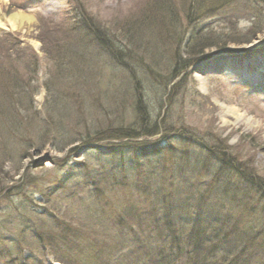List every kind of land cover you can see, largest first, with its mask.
<instances>
[{"label":"rangeland","instance_id":"374dc122","mask_svg":"<svg viewBox=\"0 0 264 264\" xmlns=\"http://www.w3.org/2000/svg\"><path fill=\"white\" fill-rule=\"evenodd\" d=\"M253 1L259 10L264 8L262 0ZM242 6V0H0V19L7 21L20 13L32 20L17 29L7 24L0 28V90L7 84L8 73L30 82L37 95L33 98L28 93V105L47 123L56 98L58 106L71 105V110L69 106L61 109L65 122H76L66 131V139L83 134L80 123L97 125L106 109L133 126L140 96L148 106V124H159L158 135L124 142H96L97 138L87 147H165L161 156L139 161L132 150H124L108 160L104 171L94 161L92 170L101 169L95 187L80 167L86 161L83 154L89 153L86 145L78 144L82 150L71 155L70 148L56 153L46 143L41 152L30 150L23 160L4 159L0 193L2 188L19 190L10 197L0 196V251L13 252V243L23 242L26 254L36 252V259L28 264H56L53 252L89 264H139L148 263L160 249L171 252L175 236L201 234V256L219 249L217 258L223 262L225 250L215 245L217 241L228 237L226 242L236 241L234 247L225 246L232 250V258L242 251L236 246L243 243L238 235L256 234L254 247L263 244L264 31L250 45L240 44L243 38L236 35L251 26ZM235 8L239 18L231 26L226 17ZM76 17L85 21L86 28L101 29L124 47L135 44L138 49H133V55L146 60L136 59L126 69L117 66L111 55H102L94 36L89 45L82 42L67 48L61 33L57 47L63 46L61 53L68 49L67 57L74 58V65L68 60V70L59 67L41 41H46L44 28H67ZM202 29L207 32L198 36ZM210 30L221 43L219 48L205 50L201 58L208 60L197 64L200 56L194 45ZM55 47L52 44V56L58 54ZM175 59L180 60V68L189 59L194 65L172 72ZM23 89L18 87L19 92ZM83 116L89 121L81 120ZM45 127H36L37 136ZM51 132L45 138L53 137L55 131ZM106 134L103 139L110 137ZM225 143L230 149L227 164L219 152ZM63 160L67 169L60 171L57 162ZM246 167L249 179L234 173L236 169L245 172ZM221 168H225L222 173ZM29 171L32 185L24 180ZM251 171L257 176L252 177ZM68 176L64 187L49 195ZM42 207L54 210L58 217L42 221ZM131 209L133 214L126 212ZM38 234L42 242L36 239ZM194 244L192 248L199 247Z\"/></svg>","mask_w":264,"mask_h":264},{"label":"trees","instance_id":"16d2710c","mask_svg":"<svg viewBox=\"0 0 264 264\" xmlns=\"http://www.w3.org/2000/svg\"><path fill=\"white\" fill-rule=\"evenodd\" d=\"M220 1V0H218ZM244 2V6H242L243 10L242 13L247 16V19L250 21L251 26L249 28H246L245 30H242L243 34H237V38H243L242 41H240V44H246L250 45L256 37L264 31V8L259 10L256 5L254 4L253 0H242ZM224 4H221L220 6H223ZM262 6H264V0H262ZM210 8L213 9L210 5ZM213 10H220V7H217ZM236 10L238 9H232L231 13L232 15L230 17H226L227 22L232 26V22L238 20L239 17H236ZM67 27V26H66ZM49 27L44 28V32L46 35V41L41 39L42 42L47 46L46 52H48L50 55V59L53 61H56V63H59V67L62 65L63 69H67L65 67L67 64L68 66V60L72 62V65H74L73 61L74 58L67 57V48H74L78 46H82V42H85L86 45H89L88 42H90L91 39H89L91 36H94V40L97 43V45L100 47L102 51V55L106 56L107 54L111 55L114 63L117 64V66H123L126 69H129V66L131 63L136 62V59H142V62L146 59L143 56L133 55L135 54L136 45H133V42L131 44L133 45V48H127L122 45V42L113 41L104 33L101 29H94L92 28H86L85 21L80 18L76 17L74 24L67 27H57L55 30H50ZM97 30V31H95ZM236 30V29H235ZM207 31L202 29V32H200V35L206 33ZM63 36V43L62 45H65L67 48L65 49L64 53H61L62 47H57L58 43H61L58 36L61 34ZM77 34L79 36H77ZM233 38H235L233 36ZM49 39V41H48ZM93 40V41H94ZM235 41V40H233ZM206 43V44H205ZM221 41L218 39V35L214 33L212 30H210V34L207 36H204L202 39L199 40L198 43L194 45V49H197L196 56H200L198 59H196L197 63L201 61L203 58H201V55L205 52V50H209L212 48H219V44ZM52 44H55V49L58 51L57 56H52L53 50H51ZM69 45V46H68ZM203 45V46H202ZM226 45V44H225ZM18 46L12 45V48H17ZM199 48V49H198ZM112 49V51H110ZM144 48L142 47V50ZM193 49V50H194ZM224 52V51H221ZM16 56L19 58V51L14 52ZM143 54H146L145 52H142ZM63 54V56H62ZM142 54V55H143ZM136 56V57H135ZM195 56V57H196ZM67 58V60H66ZM150 58V56H149ZM150 62L152 60L148 59ZM76 62V61H75ZM180 63V60L175 59V66L172 69V72H178L181 73L182 71H185L189 69V67H192L194 65L191 64V59L186 61L184 63V66L180 68L181 66H178ZM153 66V65H152ZM131 70V69H130ZM8 81L7 84L1 88L0 90V164L3 162L4 159H20L23 160L25 155L28 156V152L30 150H36L38 153L41 152L44 149V146H46V143L50 144L52 151L56 153H64L69 148L74 147L73 149H70L71 155L81 151V147L78 144L86 145L85 150L88 151V155L85 153L86 161L80 166L83 170V177H87L90 181V185L95 187L96 186V180L97 175L101 169L106 170V167H108V160L111 162L114 158L117 157V155H121V152L124 150H132L134 157L137 161H139L141 158L150 159V157L153 156H161L164 152L165 147L162 146H156V147H150L149 144H142L134 147L133 145H122V146H107L106 148L103 146L100 147H87V144L92 139H97V141H104V140H112V141H126L131 139L130 141H137L138 138H147L152 137L154 135H158L160 133V127L159 124L154 122V124H148V106L141 101L142 99L137 96L138 99L135 103V110L136 113V120L134 121V125L130 126V124H127L125 120L116 119L118 117H115V114L113 112H109L106 109V112H103L101 114L102 120L95 125L93 122L91 123L86 117L83 116L81 120L89 121L85 124L80 123L78 126H82L84 129L83 134L78 132L76 139H66V131L70 127L72 130L73 124L76 123L74 120L67 123L64 121V115L61 114V109L65 110L67 106H69V109H72L71 105H61L58 106V98H56V102L54 106H52L51 113H47L48 123L47 120H42L39 116V112L35 110L34 107H30L28 105V93L32 95L34 98L37 95L36 89H33V86L30 82H21L17 76H11L10 73L7 74ZM171 81V80H170ZM169 82L168 85L169 86ZM21 86V89H23L25 86L26 88L21 90V92L18 91V87ZM30 90V91H29ZM135 98V99H136ZM60 105V104H59ZM64 106V107H63ZM110 108V107H109ZM113 109V108H111ZM83 108H81L82 113ZM54 111L55 116H53L52 112ZM50 112V111H49ZM114 112H116L114 110ZM56 113H58V116H56ZM119 114V113H118ZM117 115V114H116ZM118 116V115H117ZM120 118V116H119ZM80 120V121H81ZM78 122V121H77ZM127 124H125V123ZM106 127H101V124H106ZM46 125V127L41 131L40 136L38 135V129L37 126ZM99 128V129H98ZM55 131V134H53V137L45 138L47 132ZM52 133V132H51ZM106 133L110 134V137H107V139H103ZM51 136V135H50ZM102 136V137H101ZM134 138V139H133ZM141 143V142H140ZM127 144V143H126ZM78 145V146H76ZM221 145V144H220ZM217 144L215 147H218ZM225 147L221 145L219 152L222 154L220 157V160L225 162V158L230 155V149L224 144ZM170 151H173L172 147H168ZM212 152L215 149H211ZM95 152V153H92ZM124 157H122V160ZM96 161V163H99L102 168L98 171L92 170V164ZM125 161V160H124ZM58 166L60 167V171H65L67 169V161H58ZM125 162H123V165ZM227 164V163H226ZM37 170V169H36ZM245 172H243V169L239 170H233L234 173L242 174L244 173L245 177L249 179V170L246 167ZM59 171V172H60ZM225 171V168H221L220 173ZM252 172V171H251ZM252 177L257 176L255 173H251ZM24 180L28 181V185H32L33 182L30 180V171L24 175ZM79 176V175H78ZM104 176V174H103ZM70 176L65 177L64 180L60 183L59 186L56 187L55 190H52L49 192V195H55V191L57 189L63 188L64 185L70 180ZM88 181V182H89ZM78 182V181H76ZM86 184V183H85ZM78 188H83V185H80ZM5 188L1 189L0 196H12L15 191H18L19 189L15 188H7L6 191H4ZM52 193V194H51ZM264 197V194L262 195ZM47 200L50 201V196H46ZM166 201V200H165ZM167 202V201H166ZM41 214H43V219H54L58 217L57 215H54V210L49 211V209H46L45 207H42ZM126 212L133 214L134 211L126 210ZM51 214V215H47ZM195 216V213L194 215ZM191 216V217H193ZM79 217V216H77ZM57 220V219H56ZM120 222H125V218L120 219ZM169 227L171 228V225L169 224ZM173 229V228H172ZM171 229V230H172ZM26 230V229H25ZM264 231V229L262 230ZM77 232V231H74ZM25 234V232H24ZM23 237V234H21ZM121 234L117 235L120 236ZM39 237H36V239H39L41 242L43 241V236L39 235ZM256 234H249L247 232L244 233L243 236H237V240L239 242H243L241 244H237L236 246L240 247L242 251L238 253V256L231 257V251L230 249H227L228 247H225L228 245L229 247L235 245V243L226 242L228 239L225 238V240L217 241L215 244L216 246H220L225 250V260L223 262H219L217 258V253H219V249L216 250H210L206 255L201 256V245L202 243L199 241L201 240V234H199L197 237L195 235L182 237L179 238L175 236L172 240V246L173 250L171 252H164L163 249H160L158 251H155L153 255H151L148 259V263H139V264H264V242L263 244L260 243L259 247H254L253 244H258L256 238ZM264 237V235H262ZM261 236V237H262ZM262 237V238H263ZM120 239V237H117ZM113 239V238H112ZM114 240V239H113ZM25 243L26 241L23 240ZM226 242V243H225ZM195 243V244H194ZM122 244V242H120ZM193 244L195 246L199 247H193ZM225 244V245H224ZM232 244V245H231ZM14 250L11 251H0V264H28L29 261L35 260V254L36 252L31 251L29 252V255L26 254V249L23 247V242L20 243H13ZM49 248L51 245L48 246ZM234 247V246H233ZM121 246H119V250H121ZM86 250H89V248H86ZM118 250V251H119ZM117 251V250H116ZM35 253V254H33ZM206 253V252H205ZM54 255V263L56 264H89L84 261H78L77 259H71L67 258L66 256H58L57 252H53ZM5 260H4V259ZM2 260V261H1ZM228 260V261H227ZM230 260V261H229ZM227 261V262H226Z\"/></svg>","mask_w":264,"mask_h":264},{"label":"bare ground","instance_id":"6f19581e","mask_svg":"<svg viewBox=\"0 0 264 264\" xmlns=\"http://www.w3.org/2000/svg\"><path fill=\"white\" fill-rule=\"evenodd\" d=\"M2 21H5V20L0 19V28L1 29L6 24L9 25L10 27L14 28V29H17L19 27H22L24 23L30 24L32 22V20L29 16L27 17L26 15H23L20 13L11 15L10 17H8V20L5 21L4 23H2ZM239 64L240 63H238V64L235 63V65H239Z\"/></svg>","mask_w":264,"mask_h":264}]
</instances>
